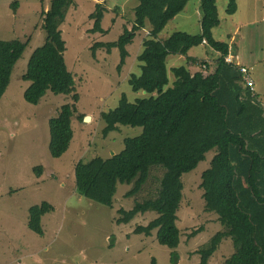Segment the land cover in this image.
I'll return each instance as SVG.
<instances>
[{"label": "trees", "instance_id": "1", "mask_svg": "<svg viewBox=\"0 0 264 264\" xmlns=\"http://www.w3.org/2000/svg\"><path fill=\"white\" fill-rule=\"evenodd\" d=\"M196 1L200 3L202 17L199 27L195 25V35L177 31L166 40L161 39L167 26L184 13L189 3ZM223 1L226 16H233L238 8L237 0ZM75 2L52 0L50 8L43 9L45 42L33 53L23 77L24 82L30 83L24 93L30 105H39L49 92L71 98L72 102L62 106L58 115L49 121V151L53 159L62 158L71 147L73 117L80 102L74 75L66 64L67 48L61 30ZM220 2L140 0L133 9L131 29L124 27L116 42L92 48L93 55L98 50H106L109 55L118 50L117 70L122 73L131 57L128 48L138 34L150 29L136 60L141 74H131L128 80L134 92H144L146 97L135 103L123 97L117 109L101 115L105 138L118 132L119 126L142 129V133L124 140L120 154L79 162L75 168L76 191L91 202L113 209L119 185L133 186L126 198H134L142 192L152 170L162 169L158 196L136 202L129 211L119 210L116 224L128 225L138 216L156 213L155 220L147 226H138L135 233L150 238L157 231L158 243L172 251V264L180 260L177 249L182 238L178 222L185 191L183 177L206 162L212 152L215 154L202 175L200 188L206 212L218 217L223 230L196 252L201 257L200 264H209L227 240L232 241L236 252L226 264H264V105L251 68L242 65L240 60L239 65L227 63L226 58L235 49L230 47L231 42L216 40L215 32L222 23ZM19 6V2L11 5L14 13ZM107 12L104 4L96 5L90 16L94 21L91 33H106L102 22ZM248 21L244 20L243 24ZM28 44L0 40V102ZM203 45L210 49L211 63L200 62L199 57L192 55ZM176 56L185 58V65L169 69V59ZM194 67L201 71L192 73ZM242 68L253 78V91L244 81ZM204 69L207 76L202 73ZM84 119L81 118L82 123ZM42 168L34 170L38 178ZM54 211L48 203L31 208L30 231L43 237L42 219ZM202 233L204 228L195 230L190 238Z\"/></svg>", "mask_w": 264, "mask_h": 264}, {"label": "rangeland", "instance_id": "2", "mask_svg": "<svg viewBox=\"0 0 264 264\" xmlns=\"http://www.w3.org/2000/svg\"><path fill=\"white\" fill-rule=\"evenodd\" d=\"M75 1L76 6L70 9L61 30L67 48L66 64L74 75L80 102L73 117L71 147L62 158L53 159L49 151V121L58 115L62 106L72 102L71 98L49 92L39 105H30L24 99L30 83L23 80L30 58L44 45L46 32L41 13L50 8L52 0H0V40L29 43L0 102V264H152L153 260L156 264H172V251L158 243L157 231L150 238L135 233L138 226H147L155 220L156 213L138 216L128 225L116 224L119 210L129 211L136 202L158 196L162 169L152 170L142 192L134 198H126L133 186L119 185L113 209L91 202L76 191L75 168L79 162L120 154L124 150V140L142 133V129L119 126L118 132L105 138L101 115L117 109L123 97L131 103L146 97L144 92H134L128 80L131 74H141V69L137 68L140 63L136 60L150 29L137 35L128 48L131 57L119 73L118 50H113L111 55L106 50H98L93 55L92 48L97 44L116 42L124 27L131 29L135 16L133 9L140 0ZM15 2L20 3L17 13L11 8ZM97 3L104 4L109 11L102 22L105 34L91 33L94 21L90 16ZM193 4L189 3L179 16V19L187 20L186 26L181 22L177 29L195 35L197 18L192 12ZM224 5L222 0L219 10L223 23L215 37H222L227 43L232 37L239 38V55L247 58L243 61L251 68L264 105V49L261 51L264 48V22L260 21L264 15V0H244L240 5L242 14L235 18L239 24L242 25L244 20L255 22L243 24L239 36L226 16ZM257 7L254 17L244 10L247 8L252 12ZM199 13L202 17V12ZM173 30L169 26L161 37ZM243 38L246 41L241 40ZM201 52L199 47L192 53ZM231 56L241 61L235 53ZM184 65L185 58L180 56L168 61L169 69ZM198 70L201 71L194 67L191 72ZM204 74L208 75V72ZM88 118L90 122H86ZM212 153L194 172L183 177L185 191L178 222L182 238L177 249L180 256L177 264H200L201 257L196 252L223 230L218 217L206 212L200 188L202 175L215 154ZM38 167H43L41 178L34 173ZM43 203L51 204L55 211L43 217L44 236L39 237L28 227L29 211ZM200 228H204V233L191 239L192 232ZM235 252L232 241H224L209 264H226Z\"/></svg>", "mask_w": 264, "mask_h": 264}, {"label": "crops", "instance_id": "3", "mask_svg": "<svg viewBox=\"0 0 264 264\" xmlns=\"http://www.w3.org/2000/svg\"><path fill=\"white\" fill-rule=\"evenodd\" d=\"M95 1V0H94ZM244 2V0H237V6H238V8H237V11H236V13L233 15V16H229V15H227V17L228 18H230L229 20H230V23H231V25H232V27H235V33L237 34V36H239V34L241 33V27L243 26V24L242 25H240L239 24V21H237L235 18H236V16H238L240 13L242 14V11H243V8L241 9V7H240V5L242 4ZM98 4V3H97ZM194 8L192 9V12H193V14L195 15V17L197 18V20H196V25H198V23L200 22V20H201V17H200V13L199 12H201V10H200V3H199V1H196V2H194ZM225 5H226V3H225ZM225 8H226V6H224ZM224 8V9H225ZM186 10V9H185ZM247 13H249L248 15H252V17H254V14H256V12L258 11V7L256 8V9H254L252 12L249 10V9H244ZM185 12V11H184ZM247 15V16H248ZM246 18V17H245ZM258 20H259V18L258 17H256ZM222 19V18H221ZM261 22H264V15H261V20H260ZM181 22H182V24H184V26H186V23H187V20L185 19H179V18H176V19H174L168 26H167V29H168V27L169 26H172V28H174V30L171 32V33H169V34H167V35H165V37H161V39H163V40H166L172 33H174V32H177V31H179L178 29H177V27L179 26V25H181ZM248 22H250V21H248ZM255 21H253L252 20V22H250V23H254ZM222 23H223V21H222ZM222 23H221V25H220V27L222 26ZM225 24V23H224ZM166 29V30H167ZM219 30V29H218ZM217 30V31H218ZM216 31V32H217ZM166 32V31H165ZM215 32V33H216ZM228 36H229V34H228ZM216 40H218V41H221V42H225L226 40H224V38H222V37H220V38H216ZM241 40H245L246 41V39L245 38H243V39H241ZM258 40H261V39H258ZM229 42H231L230 43V47H232L233 49H235V54L237 55V56H239V58L241 59V62L244 64V65H246L245 63H244V61L247 59L245 56H241L240 57V55H239V38H234V37H232L231 38V40L229 41ZM258 42H262V40L261 41H258ZM200 48H202V50H203V52H201L202 54H198V53H193V56H197V57H199V60H207L208 62H210V60H209V58H208V55H209V51H207L208 49L207 48H209L207 45H203L202 47H200ZM261 48V47H260ZM263 49L264 48H262L261 49V51L263 52ZM210 50V49H209ZM244 60V61H243ZM213 62V61H212ZM247 66V65H246Z\"/></svg>", "mask_w": 264, "mask_h": 264}, {"label": "built area", "instance_id": "4", "mask_svg": "<svg viewBox=\"0 0 264 264\" xmlns=\"http://www.w3.org/2000/svg\"><path fill=\"white\" fill-rule=\"evenodd\" d=\"M226 62L229 64H236L239 65V61L234 60V58L230 55L226 58ZM205 68V67H204ZM241 72L244 74V81L247 83V85L252 89H254V82H253V78L250 76L249 72L242 68ZM204 73H206V69H204ZM203 73L204 76H207Z\"/></svg>", "mask_w": 264, "mask_h": 264}, {"label": "water", "instance_id": "5", "mask_svg": "<svg viewBox=\"0 0 264 264\" xmlns=\"http://www.w3.org/2000/svg\"><path fill=\"white\" fill-rule=\"evenodd\" d=\"M91 121V119L90 118H88L87 120H86V122H90Z\"/></svg>", "mask_w": 264, "mask_h": 264}]
</instances>
